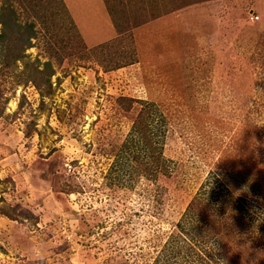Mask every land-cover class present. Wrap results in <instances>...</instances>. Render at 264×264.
I'll use <instances>...</instances> for the list:
<instances>
[{"label": "rangeland", "instance_id": "374dc122", "mask_svg": "<svg viewBox=\"0 0 264 264\" xmlns=\"http://www.w3.org/2000/svg\"><path fill=\"white\" fill-rule=\"evenodd\" d=\"M236 207L264 264V0H0V264H210Z\"/></svg>", "mask_w": 264, "mask_h": 264}, {"label": "trees", "instance_id": "16d2710c", "mask_svg": "<svg viewBox=\"0 0 264 264\" xmlns=\"http://www.w3.org/2000/svg\"><path fill=\"white\" fill-rule=\"evenodd\" d=\"M148 130H150V129H148ZM140 132H141V135H137V136L134 135L132 137L131 141L133 143H136V141H138L139 149L141 148V150L143 151L142 153L146 154V156H149L147 147L151 146V144H152L151 138L152 137H150V135L147 134V132H149V131H147L145 129V127L143 129V132L142 131H140ZM151 133H152V136H158V135H156V133L153 134L152 131H151ZM156 163L159 164V162H156ZM212 190L215 191V187H212ZM237 213H240V216L237 215ZM233 216H234L235 224H231L233 227L229 228L228 234L229 233L231 234V230L234 231V234L235 233L236 234H235L234 238H230V239L227 238L226 239V240H229L230 243L227 242L226 240L223 242H221V240H220V244L215 245V247L213 249H210L208 247L205 248V250L207 251L206 252L207 255L204 256V255L200 254L193 247V245H194L193 243L195 242V243H197V245H200V244L202 245V244L206 243V236L208 235V233H210V226L207 225L206 230L203 231V226L200 224H197V222H196V224L193 223L189 227L187 226L190 239H188V241H186L185 243H184V241H182L183 245L180 246L178 251H176L174 247H171V249L169 250L170 256H168V258L172 257V258H174V260H176V258L178 257L177 255H179V256H181V260H183V259L188 260V258H190V257L195 258V256H197V257H200L201 259L208 257V259L206 261L209 262L210 264H211L210 261L214 260V258H215V260L216 259L222 260L223 262H225V264H235L236 257L240 253L246 254L247 252L253 251V250L256 252V248L260 249V247H261V245H259L260 243H258L259 242L258 241V238H259L258 233L259 232H257L258 229L254 228V227H250L251 225L249 222H251V217L249 215V211L245 208L236 207V209H234V215H232V217ZM201 220L202 219H200V221ZM224 220L228 221L229 219L226 216ZM241 222H243V223H241ZM224 224H228V223H224ZM179 227L182 228L183 230H186L183 227V225H181V224H179ZM224 245H226L225 248H224ZM215 253H217L219 256L218 257L215 256ZM209 259H212V260L209 261ZM190 262H193V261L191 260Z\"/></svg>", "mask_w": 264, "mask_h": 264}]
</instances>
